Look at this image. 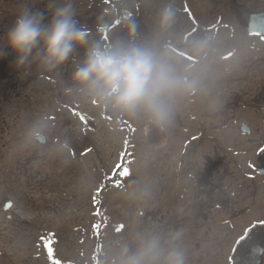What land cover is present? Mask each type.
<instances>
[{
    "label": "flooded vegetation",
    "instance_id": "obj_1",
    "mask_svg": "<svg viewBox=\"0 0 264 264\" xmlns=\"http://www.w3.org/2000/svg\"><path fill=\"white\" fill-rule=\"evenodd\" d=\"M69 3L79 7L74 19L89 44L105 50L152 45L189 79V86L171 97L165 125L142 115L141 159L130 143L134 116L73 83L86 48L75 47L63 65L49 71L36 58L40 48L21 64L7 47V33L21 11L31 10L47 27L55 10ZM166 8L173 18L162 29ZM12 104L16 132L34 131L38 147L83 149L87 136L98 134V120L124 132L128 141L113 176L131 179L129 164L141 161L148 189L161 195V209L173 214L167 221L171 228H164L241 223L246 227L235 247L252 227L264 231V0H0V113ZM151 177L159 181L156 188ZM113 179L106 186L118 182ZM1 202L3 211L7 203L11 208L5 212L12 210L13 202ZM185 258L186 264L206 262ZM260 258L264 264V252Z\"/></svg>",
    "mask_w": 264,
    "mask_h": 264
},
{
    "label": "rangeland",
    "instance_id": "obj_2",
    "mask_svg": "<svg viewBox=\"0 0 264 264\" xmlns=\"http://www.w3.org/2000/svg\"><path fill=\"white\" fill-rule=\"evenodd\" d=\"M71 6L78 13L79 7ZM14 106L3 105L0 113V264H95L98 244L102 264H120L123 249L134 252L149 235L160 237L164 247H180L185 256L203 257L204 264H229L246 226L164 228H171L167 221L173 214L161 209V195L148 189L141 161L129 164L131 179L113 176L128 141L124 132L98 120V134L88 135L83 149L38 147L34 131L16 132ZM142 122V115L134 116L130 138L139 159ZM112 178L118 182L106 186ZM154 178L150 182L156 188ZM1 200L14 203L10 212L3 211Z\"/></svg>",
    "mask_w": 264,
    "mask_h": 264
},
{
    "label": "clouds",
    "instance_id": "obj_3",
    "mask_svg": "<svg viewBox=\"0 0 264 264\" xmlns=\"http://www.w3.org/2000/svg\"><path fill=\"white\" fill-rule=\"evenodd\" d=\"M172 18V10L164 9L160 27H168ZM6 44L21 64L40 48L42 55L36 58L49 71L63 65L75 47L86 48L83 62L72 75L77 89L99 97L116 110L143 115L161 126L170 119L171 97L189 86L188 77L152 45L119 44L105 50L89 44L70 3L55 10L47 27H42L38 15L21 11L7 33ZM120 264H186V258L180 247H164L160 237L149 235L139 240L134 252L125 247Z\"/></svg>",
    "mask_w": 264,
    "mask_h": 264
},
{
    "label": "water",
    "instance_id": "obj_4",
    "mask_svg": "<svg viewBox=\"0 0 264 264\" xmlns=\"http://www.w3.org/2000/svg\"><path fill=\"white\" fill-rule=\"evenodd\" d=\"M11 208L7 203L5 211ZM264 231L259 228L250 229L242 240L237 244L233 252V264H259L260 256L264 252Z\"/></svg>",
    "mask_w": 264,
    "mask_h": 264
},
{
    "label": "trees",
    "instance_id": "obj_5",
    "mask_svg": "<svg viewBox=\"0 0 264 264\" xmlns=\"http://www.w3.org/2000/svg\"><path fill=\"white\" fill-rule=\"evenodd\" d=\"M106 182L111 183L112 181L110 179H107ZM95 234H96V237L99 239L101 232L99 230H97ZM99 246H100V244L95 246L96 248H95V252L93 254V259H94L95 264H102V261H103L102 250L100 249Z\"/></svg>",
    "mask_w": 264,
    "mask_h": 264
}]
</instances>
